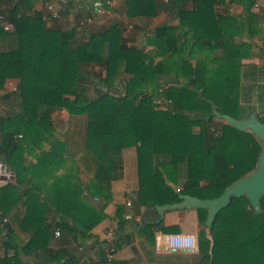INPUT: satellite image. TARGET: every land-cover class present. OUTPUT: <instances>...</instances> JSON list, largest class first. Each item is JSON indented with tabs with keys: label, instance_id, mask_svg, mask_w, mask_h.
Listing matches in <instances>:
<instances>
[{
	"label": "trees",
	"instance_id": "trees-1",
	"mask_svg": "<svg viewBox=\"0 0 264 264\" xmlns=\"http://www.w3.org/2000/svg\"><path fill=\"white\" fill-rule=\"evenodd\" d=\"M24 1L31 4V0ZM218 1L221 0H194L188 11L183 8L186 0H167L177 9L179 24L155 28L151 42L154 55L160 59L154 62V56L143 49L122 44L118 22L79 41L74 27L49 28L41 16L21 11L20 0H9L5 8H1L0 0V89L7 78L18 79L14 107L0 108L2 144L5 149L10 145L2 159L14 172L13 181L0 186V222L21 201L16 194L18 185L30 182L31 193L24 198L20 225L33 226L34 233L22 247L24 252L34 248L36 237L51 234L42 222L49 204L60 215L55 232L66 229L75 236H88L91 227L105 215L103 208L112 196L110 184L116 177L124 147L136 148L138 192L132 202L155 213V204L180 201L179 192L200 198L216 197L254 170L262 149L260 140L249 130H238L212 115L211 109L214 105L221 113L245 117L247 113H240L241 81L253 76L248 86L255 88V80L264 76V71H243L240 61L251 55V45L235 43L232 33L225 29L227 24L243 21L216 15L213 4ZM125 2L126 15L130 17L152 16L159 9L155 0ZM252 3L249 0L248 6ZM74 4V0H69L65 10ZM252 16L249 12L243 22L250 34L255 32L249 26ZM196 45L213 53L222 46L223 54L220 58L213 54L209 59L204 55L192 65L190 59ZM256 54L264 60V41ZM91 64L99 65L104 75L100 70L93 76L95 71H89L88 66ZM120 70L129 75L123 92L112 89ZM170 72L178 82L164 86L160 78ZM157 95L170 100L165 109L155 106ZM63 107L70 114L86 116L85 145L94 159L95 171L86 185L87 197L77 183L70 196L44 199L42 187L24 175L23 167L18 168L24 160L20 149L26 143L46 141L52 133L51 113ZM257 115L264 122L263 112ZM50 144L53 149L55 142ZM48 153L52 155L46 152L39 160L44 162ZM15 158L20 162L15 163ZM261 206L263 212L257 214L244 196L231 197L210 227L204 224L206 210L196 209L200 223L196 264H264V195ZM124 213L123 204H117L115 233L111 240L100 243V261H105L109 247L117 250L128 242L127 225L147 238H152L155 230L176 231L174 226H164L162 220L154 222L152 218L136 223L134 214L125 218ZM4 224V244L15 248L13 230ZM60 256V252L55 254ZM66 262L74 264L70 259ZM36 263L48 264L24 262L16 255L0 258V264Z\"/></svg>",
	"mask_w": 264,
	"mask_h": 264
},
{
	"label": "crops",
	"instance_id": "crops-1",
	"mask_svg": "<svg viewBox=\"0 0 264 264\" xmlns=\"http://www.w3.org/2000/svg\"><path fill=\"white\" fill-rule=\"evenodd\" d=\"M68 1L31 0V4H28L26 1L20 0L19 6L21 11L27 14L41 16L45 26L49 28L69 29L74 27L76 29V39L79 41H84L92 32L102 31L113 22H118L122 27V44L126 47L143 49V51L154 56V62L160 59L159 56L154 55L155 47L151 42L155 28L162 24L171 26H178L179 24L177 9L167 4V0H155L159 9L152 16L132 17L126 15L125 0H111V3L104 5V9L99 13H96L94 9L101 0H74V6L65 10ZM8 2L9 0H1V8L7 7ZM46 2H52L55 5L58 10L57 17H50L45 7ZM248 3L249 0H221L214 3L213 8L216 15L233 16L244 23L248 13H252L253 16L250 18L249 26L255 30L254 33L250 34L247 24L245 25L243 22L230 26L227 24L225 29L227 32L232 33L235 43H249L251 45V55L241 58L240 62L243 71L252 70L257 73L259 69L264 71V60L256 54L264 41V0H253L250 6H248ZM256 3L258 4L256 5ZM193 6L194 0H186L183 8L189 11ZM79 8L81 11H78ZM86 15L91 16L92 21L83 23L84 16L85 18L87 17ZM187 47L190 48V45ZM222 50V46H218L213 53L209 48L196 45L193 51L194 56L190 59L191 64L195 65L196 58L204 55L207 56V59L210 56L212 57L213 54L220 58L223 54ZM88 66L89 71H95L93 76H96V73L100 70L102 75H104V70L99 65L91 64ZM128 77L129 75L120 70L114 80L112 89L123 92ZM252 79L254 80L253 76L243 77L241 81L240 113L245 111L246 106L250 104L251 106H256V108H258L257 105H263L258 103L253 96L257 94L258 97L259 94L263 96L264 76L255 80V88L248 86ZM160 82L165 86L168 83L178 82V78L173 72H170L163 74ZM17 83V78H7L5 80L3 88L0 89V108L14 107L16 101L13 102L12 100L15 97L14 92ZM169 101L162 95L154 97V103L157 108L165 109ZM263 107L261 112H263ZM256 108L253 107L249 112L245 111V113L247 115L251 111L259 113ZM51 121L52 133L46 141H39L37 144L26 143L23 145L24 148L20 149V152H23L24 160L18 168L23 167L24 175L26 174L27 178H32L34 183L42 187L41 196L44 199L47 198L46 196L52 198L70 196L72 187L75 189L77 183H80L83 188V195L87 197L86 185L93 177L95 162L85 145L86 116L83 114H70L63 107L55 109L51 113ZM1 138L0 133V161L5 165V173L0 176V186L14 179V172L11 170L13 167L7 165L2 159L10 145L5 149ZM17 138H20V135H17ZM51 141L55 142L53 149L50 144ZM46 152H51L52 155L48 153L44 163L39 160V157ZM14 161L15 163L20 162L19 158H15ZM115 173L116 177L111 180L110 184L112 196L103 208L105 215L91 227L86 238H82L79 235L75 236L70 230L66 229L56 234L55 227L60 222V215L56 212L53 205L49 204L42 222L51 234L46 236V238L45 235L36 237V241H34L36 245H34V248L28 249L27 252H24L22 247L32 237L34 227L24 228L20 225V219L23 216L24 198L31 193L28 188L30 182L26 181L18 185L16 194L21 196V201L0 222V258L16 255L24 262H44L48 264H66L68 259L72 260L74 264H90V262L95 260L100 261L103 254V252L101 254L100 243L111 240L115 233L116 222L114 213L117 204H123L124 215L127 213L134 214L136 223H140V220H150L158 217L157 212H152L145 206H137L132 202L138 192L136 148L134 146L122 149L121 159ZM161 220L164 226H174L176 231L173 232L193 233L198 236L200 223L197 210L194 208L166 210ZM3 223L13 230L15 248L6 247L4 244L6 230H1ZM125 231V237L129 240L114 251L112 254L113 260H125L126 264H196L199 259V249L195 253L187 251V249L156 250L154 248V232L157 230L153 232L152 238H147L146 234L138 232L130 225L126 226ZM57 252H60L62 256L59 258L55 257ZM99 264H109V262L105 259V261H100Z\"/></svg>",
	"mask_w": 264,
	"mask_h": 264
},
{
	"label": "water",
	"instance_id": "water-1",
	"mask_svg": "<svg viewBox=\"0 0 264 264\" xmlns=\"http://www.w3.org/2000/svg\"><path fill=\"white\" fill-rule=\"evenodd\" d=\"M211 114L224 120L226 123L232 125L238 130H249L258 140H260L262 143V149L257 155L254 170L236 179L216 197L200 198L179 192L178 197L180 201L155 204L154 208L158 217L154 220V222L161 221L166 210L202 208L206 210L204 224L207 227H210L217 212L230 202L231 197L240 196H244L248 200L249 205L255 213L259 214L263 212L261 198L264 195V122L258 118L256 112H251L243 118H236L232 115L221 113L215 108V106H212Z\"/></svg>",
	"mask_w": 264,
	"mask_h": 264
},
{
	"label": "built area",
	"instance_id": "built-area-1",
	"mask_svg": "<svg viewBox=\"0 0 264 264\" xmlns=\"http://www.w3.org/2000/svg\"><path fill=\"white\" fill-rule=\"evenodd\" d=\"M111 0H101L100 3L95 7V12H102L104 5L110 4ZM258 3H256L257 5ZM45 7L47 8L50 17H57L58 10L55 8V5L52 2H46ZM92 21L91 16H87L83 23ZM6 29L9 28V25L3 23ZM5 173V165L0 161V176ZM129 204V202H127ZM125 218H131V214L127 213L124 215ZM58 234V231L55 232ZM154 248L156 250H166L171 251L173 249H188L191 252L198 251V240L197 236L193 233H184V232H163L157 230L154 232ZM114 248L109 247L106 252V261L109 262L112 259V254L114 253Z\"/></svg>",
	"mask_w": 264,
	"mask_h": 264
},
{
	"label": "rangeland",
	"instance_id": "rangeland-1",
	"mask_svg": "<svg viewBox=\"0 0 264 264\" xmlns=\"http://www.w3.org/2000/svg\"><path fill=\"white\" fill-rule=\"evenodd\" d=\"M255 87H256V85H255ZM257 95H258V94H257ZM257 95H255V96H253V97L258 101V103L264 105V93H263V96H262L261 94H259V97H258ZM248 98H249V97H248ZM263 105H262V106H258V105H257L258 108H256V106H254V105L251 106V104H250L249 106H246V110H245V111L249 112V110H251V108L254 107V108L258 109L259 112H261ZM245 111H243V112L241 111V112H242V113H241V116H243V115L245 114ZM251 112H252V111H251ZM239 115H240V113H239Z\"/></svg>",
	"mask_w": 264,
	"mask_h": 264
}]
</instances>
